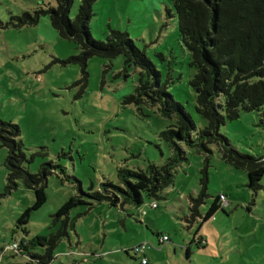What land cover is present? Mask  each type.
Returning <instances> with one entry per match:
<instances>
[{"label": "rangeland", "instance_id": "374dc122", "mask_svg": "<svg viewBox=\"0 0 264 264\" xmlns=\"http://www.w3.org/2000/svg\"><path fill=\"white\" fill-rule=\"evenodd\" d=\"M81 1H74L73 19ZM49 6L56 1L0 0V123L21 128L31 173L55 166L45 205L32 210L22 224L21 217L36 201L35 191L22 179L9 188L8 151L0 139V264H28L26 252L12 251L13 244L28 242L33 253L44 255L51 244L38 245V239L61 232L65 234L57 238L51 264H140L141 258L126 249L141 239L156 241L158 234L170 240L147 251L151 264H264V189L251 191L246 172L228 164L218 145H209L210 153L183 145L188 160L177 169L174 185L160 199L144 195L141 207H114L90 197L102 192L104 183L117 184L120 168L145 171L152 164L165 165L174 149L162 134L175 119L164 117L160 106L147 100L124 103L142 78L155 80L151 72L143 77L144 70L128 64L124 54L89 58L83 88L78 45L60 37L47 16L33 26L18 19ZM90 29L99 41H107L112 31L128 34L197 128H205L192 86L197 72L181 42L172 0H97ZM220 131L240 153L264 156L261 113L241 111L239 118H227ZM205 186L210 198L198 206L202 218L189 221L193 199L201 197ZM221 193L229 205L199 228ZM72 198L83 203L70 211L68 222L58 219L56 214ZM153 202L158 208L151 207Z\"/></svg>", "mask_w": 264, "mask_h": 264}, {"label": "trees", "instance_id": "16d2710c", "mask_svg": "<svg viewBox=\"0 0 264 264\" xmlns=\"http://www.w3.org/2000/svg\"><path fill=\"white\" fill-rule=\"evenodd\" d=\"M56 6L25 12L18 19L22 25H37L43 16L50 18L52 26L60 37L75 42L82 50L83 88L88 83L86 61L93 56L113 59L124 54L128 64L141 68L147 76L154 74V82L141 79L136 93L127 97L125 104L141 105L145 100L153 106H160L164 117L175 119L174 123L163 132L162 136L173 147L174 155L163 166L149 165L148 169L118 170L119 182L104 183L102 192L90 194L96 202H110L114 207L133 204L144 205V195L162 198L161 193L174 185L176 171L188 160L183 145L190 148L211 152L209 145H218L223 159L238 170L246 172L247 187L256 194L264 189V156L255 157L240 153L231 141L221 133L226 119L239 118L241 111L261 113L264 126V0H172L179 20L181 42L191 54V65L196 69L192 86L197 93V113L206 121L205 128L198 129L191 114L182 103L175 100L166 85L161 83V74L148 58L130 39L128 34L112 31L107 41L96 40L90 29L97 0H82L77 16L71 17L75 0H55ZM21 128L12 123H0V139L8 151L6 159L9 171V188H16L22 179L25 185L33 188L36 201L20 219L27 224L32 210H39L46 201L48 177L55 166H43L36 174L31 173L25 163H30L27 148L20 139ZM204 181H208L206 178ZM207 186L199 199H193L195 205L189 219L197 221L202 218L198 206L210 198ZM198 200V201H197ZM83 200L70 199L56 214L58 219L66 217L70 211ZM199 203V204H198ZM220 209V194L203 217L201 225L209 221ZM141 213V212H140ZM61 232L51 238L40 237L38 245L43 242L51 244L46 254L39 255L31 251L32 245L22 241L20 252L24 250L29 257L28 264H51L54 259L53 249ZM197 232L196 235H198ZM158 236V240H160ZM201 237V236H200ZM201 239L197 245L202 244ZM134 248V247H133ZM132 249H126L130 255ZM190 257V248H187Z\"/></svg>", "mask_w": 264, "mask_h": 264}, {"label": "built area", "instance_id": "2783aa9c", "mask_svg": "<svg viewBox=\"0 0 264 264\" xmlns=\"http://www.w3.org/2000/svg\"><path fill=\"white\" fill-rule=\"evenodd\" d=\"M228 205H229V201L227 199V196L225 194H221L220 195V206L225 209ZM151 207L152 208H158V204L156 202H153ZM169 240L170 239H169L168 236L161 235L160 241H159V246L161 247L163 244H165ZM20 247H21L20 244L15 243V244L12 245L11 250L19 253L20 252ZM152 248H153L152 244H150L148 242H143V243H140V244L136 245L133 248V252L135 253V255L138 258H141V264H149V261L145 257V254H146V252L148 250H150Z\"/></svg>", "mask_w": 264, "mask_h": 264}, {"label": "crops", "instance_id": "0c3cea01", "mask_svg": "<svg viewBox=\"0 0 264 264\" xmlns=\"http://www.w3.org/2000/svg\"><path fill=\"white\" fill-rule=\"evenodd\" d=\"M221 194H224V193H221ZM220 194V195H221ZM160 235H163V236H167V235H164V234H160ZM159 234H158V236H160ZM200 236H202V235H200ZM159 241L160 240H158V237H156V241L155 240H149V239H141L140 241H138L137 243H135V245H133L132 247H131V249L133 248V247H135L136 245H138V244H140V243H143V242H148V243H150V244H152V245H154V246H157V248L159 247V248H161L160 246H159ZM152 250H154V251H157V250H155L154 248H152V249H150L149 251H152ZM190 251H191V249H190ZM145 257L148 259V261H149V264H151V261H150V257L147 255V252H146V254H145ZM141 264V263H140Z\"/></svg>", "mask_w": 264, "mask_h": 264}]
</instances>
